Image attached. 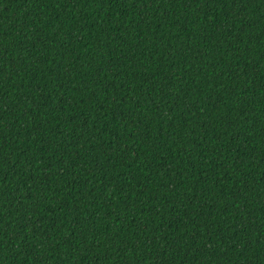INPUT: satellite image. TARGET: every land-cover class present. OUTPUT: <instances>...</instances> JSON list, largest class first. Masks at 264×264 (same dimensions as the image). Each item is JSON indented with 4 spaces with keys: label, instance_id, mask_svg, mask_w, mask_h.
<instances>
[{
    "label": "trees",
    "instance_id": "obj_1",
    "mask_svg": "<svg viewBox=\"0 0 264 264\" xmlns=\"http://www.w3.org/2000/svg\"><path fill=\"white\" fill-rule=\"evenodd\" d=\"M0 264H264V0H0Z\"/></svg>",
    "mask_w": 264,
    "mask_h": 264
}]
</instances>
